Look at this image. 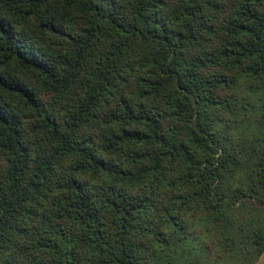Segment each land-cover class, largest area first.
Returning a JSON list of instances; mask_svg holds the SVG:
<instances>
[{
	"label": "trees",
	"instance_id": "obj_1",
	"mask_svg": "<svg viewBox=\"0 0 264 264\" xmlns=\"http://www.w3.org/2000/svg\"><path fill=\"white\" fill-rule=\"evenodd\" d=\"M264 0H0V264H257Z\"/></svg>",
	"mask_w": 264,
	"mask_h": 264
},
{
	"label": "crops",
	"instance_id": "obj_2",
	"mask_svg": "<svg viewBox=\"0 0 264 264\" xmlns=\"http://www.w3.org/2000/svg\"><path fill=\"white\" fill-rule=\"evenodd\" d=\"M262 256H264V255H262ZM261 256V258L259 259V261H258V263L257 264H264V257H262ZM261 261V262H260Z\"/></svg>",
	"mask_w": 264,
	"mask_h": 264
},
{
	"label": "rangeland",
	"instance_id": "obj_3",
	"mask_svg": "<svg viewBox=\"0 0 264 264\" xmlns=\"http://www.w3.org/2000/svg\"><path fill=\"white\" fill-rule=\"evenodd\" d=\"M262 257H264V256H262ZM261 262V261H260Z\"/></svg>",
	"mask_w": 264,
	"mask_h": 264
}]
</instances>
